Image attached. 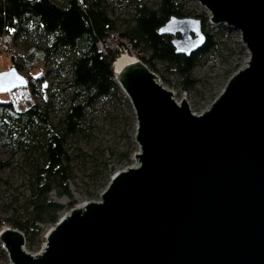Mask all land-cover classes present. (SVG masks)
<instances>
[{
  "label": "water",
  "instance_id": "95a60500",
  "mask_svg": "<svg viewBox=\"0 0 264 264\" xmlns=\"http://www.w3.org/2000/svg\"><path fill=\"white\" fill-rule=\"evenodd\" d=\"M195 1L210 24L241 32L248 64L201 113L142 59L124 66L115 78L137 120L134 165L63 213L40 252L3 228L9 264H264V0ZM160 33L176 54L207 43L199 16H171ZM27 86L15 66L0 71V94Z\"/></svg>",
  "mask_w": 264,
  "mask_h": 264
},
{
  "label": "trees",
  "instance_id": "16d2710c",
  "mask_svg": "<svg viewBox=\"0 0 264 264\" xmlns=\"http://www.w3.org/2000/svg\"><path fill=\"white\" fill-rule=\"evenodd\" d=\"M116 1H128L134 6L132 22L120 33L117 21L109 14ZM158 1L155 7L141 0H0V45L5 53L10 47L15 50L14 41L21 34L48 40L42 49L38 45L32 47L38 53V62H43L49 53L62 55L66 50L77 53L70 65L72 76L67 81L74 93L57 122H53L48 105L43 107L35 101V86L44 79L45 72L42 68L34 69L33 62L27 61L22 71L29 86L3 93L5 96L0 99V130L6 137L0 144L13 145L18 141V147L33 168L26 206L14 208L6 219L0 212V230L4 224L19 228L26 234L29 248L41 244L42 224L56 223L63 207L49 199V193L61 188L62 193L69 194L67 184L75 178L71 163L78 155L75 152L81 150L80 147L74 148L71 141L82 135H92L91 126L87 125L91 110L100 99L120 90L113 67L120 49L128 50V46L143 48L151 56L147 59L138 55V58L153 70L156 71L153 61L163 62L170 73L182 78L186 88L195 86L194 67L204 51L215 47L217 33L207 30L210 23L206 13L198 15L207 34L206 45L191 56L176 54L172 36L160 33V28L171 16H188L185 10L187 0ZM111 33L115 36L112 37ZM8 57L21 72L16 53ZM27 101L31 105L22 109ZM14 124L34 132L22 135L12 129ZM36 152L39 154L35 157ZM82 154L94 166L89 176L95 187L100 188V182L107 181L111 171L108 158L103 151L102 159L94 152L79 155ZM131 154L128 149L123 155L128 159ZM8 163L0 161V170ZM4 258L7 254L0 245V264H4Z\"/></svg>",
  "mask_w": 264,
  "mask_h": 264
},
{
  "label": "rangeland",
  "instance_id": "374dc122",
  "mask_svg": "<svg viewBox=\"0 0 264 264\" xmlns=\"http://www.w3.org/2000/svg\"><path fill=\"white\" fill-rule=\"evenodd\" d=\"M141 1L155 7L159 2L158 0ZM133 8V4L128 1H116L114 6L112 5L109 14L117 21L118 33L122 32L127 24L132 22ZM185 10H187L186 14L191 17L202 13H206L209 17L207 10L195 0H187ZM207 30H214L217 33V43L215 47L204 51L197 61L193 70L194 87L186 88L183 85L182 78L175 73H170L165 63L153 61L156 65V71H154L159 76L160 81L175 92L178 100L186 96L189 106L195 113L207 110L225 89L229 78L237 69L247 65L250 58L249 50L243 44L239 30L232 29L225 24H209ZM39 39L25 34L18 36L14 41L16 58L22 67L21 72L24 70L23 66L27 61L34 63V69L42 68L44 70V79L39 80L35 86L36 93L34 97L35 101L43 107L48 105V111L53 122H57L58 117L67 108L74 93L67 81L72 76L70 65L77 53L71 50H66L62 55L49 53L44 57L43 62H38L36 60L38 53L34 52L32 47L38 45L42 49L48 43V40L44 37ZM120 50L127 53L130 51L131 55L137 57V59H139L138 55L145 56L147 59L151 56L143 48L136 49L128 46V50ZM12 64L11 57H8L5 52L0 53V71L10 69L13 66ZM4 96L1 93L0 99ZM29 105L31 103L27 101L22 109L27 108ZM91 111L87 125L88 127L91 126L92 135L90 137L86 135L79 136L74 138L71 143L74 148H81V150L75 152V155L83 152H94L99 159H102L101 152L103 151L105 157L109 160L111 171L108 174L107 181L100 182L102 184L100 188L95 187L93 178L89 176L94 167L92 163L83 154L74 156L71 166L74 168L75 178L70 179L67 184L69 194L62 193L61 188L54 189L49 193V199L63 205L61 211L58 212V219L63 213L69 212L72 207L78 206L84 201L100 200V194L106 188L113 173L126 166L134 165L135 162L133 155L138 148L134 140L137 120L135 111L123 90L120 88L117 93L100 99ZM12 129L17 133H22V135L26 132H34L32 129L23 130L22 126L18 124H14ZM5 138L0 130V143ZM16 145L19 146L18 141L13 145L0 144V161L9 162L0 170V212L3 219L10 216L14 208H24L30 194L29 187L33 168L24 151L20 147L17 148ZM128 149L131 150L132 154L126 159L123 154ZM38 154L39 152H36L35 157ZM54 224H42L44 233L41 244L29 248L26 243L27 249L34 253L40 252L44 245L45 233ZM9 262L7 255V258L3 259V263L9 264Z\"/></svg>",
  "mask_w": 264,
  "mask_h": 264
},
{
  "label": "bare ground",
  "instance_id": "6f19581e",
  "mask_svg": "<svg viewBox=\"0 0 264 264\" xmlns=\"http://www.w3.org/2000/svg\"><path fill=\"white\" fill-rule=\"evenodd\" d=\"M207 12L209 13L208 10H207ZM136 60H137V57L132 56L130 53L121 52L118 55V58L114 61V64H113V67L115 68V74H119V72L121 71V69L124 68V66H126L130 62H133V61H136Z\"/></svg>",
  "mask_w": 264,
  "mask_h": 264
},
{
  "label": "built area",
  "instance_id": "2783aa9c",
  "mask_svg": "<svg viewBox=\"0 0 264 264\" xmlns=\"http://www.w3.org/2000/svg\"><path fill=\"white\" fill-rule=\"evenodd\" d=\"M13 31H14V30L12 29L11 32H13ZM110 35H111L112 37L115 36L113 33H111ZM99 46H100V49L103 50V46H102L101 44H99ZM7 51H8V52H6V53H7L6 55H8V56H10V55H12V54L15 53V50H13L12 47L8 48ZM3 52H4V51L2 50L1 45H0V53H3ZM8 226H9V224H4V225H3V228H6V227H8ZM3 228H2V229H3ZM2 229L0 230V232L2 231ZM1 246L3 247L2 244H1Z\"/></svg>",
  "mask_w": 264,
  "mask_h": 264
}]
</instances>
